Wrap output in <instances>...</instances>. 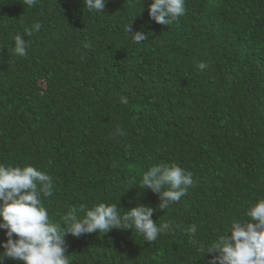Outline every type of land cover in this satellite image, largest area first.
<instances>
[{
  "label": "trees",
  "instance_id": "obj_1",
  "mask_svg": "<svg viewBox=\"0 0 264 264\" xmlns=\"http://www.w3.org/2000/svg\"><path fill=\"white\" fill-rule=\"evenodd\" d=\"M0 264H264V0H0Z\"/></svg>",
  "mask_w": 264,
  "mask_h": 264
}]
</instances>
